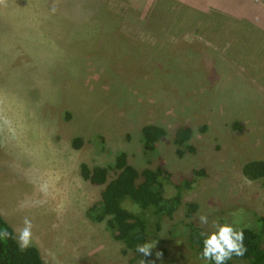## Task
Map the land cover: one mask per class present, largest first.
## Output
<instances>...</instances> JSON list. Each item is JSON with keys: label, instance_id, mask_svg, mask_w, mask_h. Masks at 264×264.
<instances>
[{"label": "rangeland", "instance_id": "rangeland-1", "mask_svg": "<svg viewBox=\"0 0 264 264\" xmlns=\"http://www.w3.org/2000/svg\"><path fill=\"white\" fill-rule=\"evenodd\" d=\"M157 124L174 194L204 170L151 239L150 264H202L185 225L257 228L264 178L242 172L264 158V0H0V210L46 264H132L136 254L88 208L103 187L80 175L119 151L140 171L157 166L142 128ZM193 129L180 155L174 134ZM200 175V174H199ZM126 207L158 219L130 199ZM124 202V203H125ZM207 217L202 224L200 216Z\"/></svg>", "mask_w": 264, "mask_h": 264}, {"label": "trees", "instance_id": "trees-1", "mask_svg": "<svg viewBox=\"0 0 264 264\" xmlns=\"http://www.w3.org/2000/svg\"><path fill=\"white\" fill-rule=\"evenodd\" d=\"M167 135L165 127L147 124L142 128L144 151L149 157L157 160V166L146 167L141 171L129 161L126 151H119L115 161L108 166H89L82 163L80 175L94 186L103 187L101 197L87 210V216L94 222H106L107 229L116 240L124 243L126 249L132 250L136 256L132 264H150L148 255L138 252V246L148 244L151 239L158 238L161 222L171 217L182 205L185 189H191L199 182L204 170H195L191 174H181L176 181V192L169 194L168 184L173 181V173L166 159L158 153L157 143ZM193 129L189 125H180L174 134V144L180 155L194 152L190 143ZM242 172L249 180L264 178V158L248 160ZM200 174V175H199ZM126 199H130L143 209L150 210L158 219L154 228H150L147 215L137 214L126 207ZM125 202V203H124ZM187 217L194 218L198 210L196 202L184 204ZM257 228H236L243 231L244 253L232 254L224 264H264V214L258 219ZM7 233L5 237L2 234ZM184 236L189 246L202 259L203 241L206 233L196 220L185 225ZM204 260V259H203ZM202 264H215L214 260H204ZM0 264H46L38 245L29 242L22 247L12 225L5 219L0 210Z\"/></svg>", "mask_w": 264, "mask_h": 264}, {"label": "clouds", "instance_id": "clouds-1", "mask_svg": "<svg viewBox=\"0 0 264 264\" xmlns=\"http://www.w3.org/2000/svg\"><path fill=\"white\" fill-rule=\"evenodd\" d=\"M200 221L202 224L208 222L207 217L204 215L200 216ZM26 223V227L19 234V241L21 246H27L30 237V225ZM216 231L207 234L203 241L202 259L214 260L215 264H224L225 260L231 258L232 254L243 255L245 249L243 246V231L234 228L230 224H218L214 222L213 225ZM7 236L5 232L2 234ZM151 245L145 244L138 246V252L144 254L145 256L150 255Z\"/></svg>", "mask_w": 264, "mask_h": 264}]
</instances>
